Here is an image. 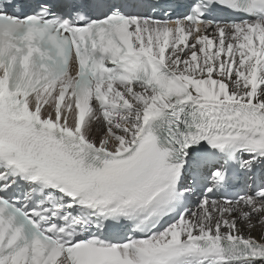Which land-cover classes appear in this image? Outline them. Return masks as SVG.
I'll return each instance as SVG.
<instances>
[{"label": "snow or ice", "instance_id": "obj_1", "mask_svg": "<svg viewBox=\"0 0 264 264\" xmlns=\"http://www.w3.org/2000/svg\"><path fill=\"white\" fill-rule=\"evenodd\" d=\"M0 264H264V0H0Z\"/></svg>", "mask_w": 264, "mask_h": 264}, {"label": "bare ground", "instance_id": "obj_2", "mask_svg": "<svg viewBox=\"0 0 264 264\" xmlns=\"http://www.w3.org/2000/svg\"><path fill=\"white\" fill-rule=\"evenodd\" d=\"M254 235H258V233H254Z\"/></svg>", "mask_w": 264, "mask_h": 264}]
</instances>
